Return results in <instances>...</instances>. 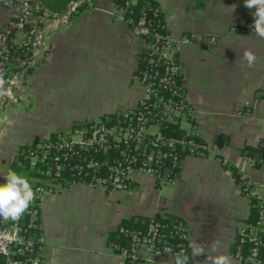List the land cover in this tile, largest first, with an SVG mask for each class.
I'll list each match as a JSON object with an SVG mask.
<instances>
[{
  "label": "crops",
  "instance_id": "crops-1",
  "mask_svg": "<svg viewBox=\"0 0 264 264\" xmlns=\"http://www.w3.org/2000/svg\"><path fill=\"white\" fill-rule=\"evenodd\" d=\"M157 1L179 43L195 110L184 127L213 144V155L184 158L176 185L159 186L145 175L129 191L75 185L45 198L42 264H124L117 249L122 244L112 243L110 233L126 221L145 225L157 214L180 219L190 243H206L207 255H228L235 264L238 231L252 221L255 197L264 204V163L251 167L243 153L264 140V39L233 31L251 23L255 10L244 0ZM31 2L40 11L47 50L35 66L18 71L15 101L0 104V184L9 170L34 180L18 167L29 147L76 124L120 114L144 94L133 79L140 42L131 27L113 18V0H80L78 12L68 7L60 14H51L41 0ZM10 14L0 7V29ZM211 37L216 43L210 44ZM249 49L257 56L251 67L243 59ZM237 176L248 179L252 196ZM190 255L191 264L207 259L192 257L191 248ZM147 264H175V258L164 254Z\"/></svg>",
  "mask_w": 264,
  "mask_h": 264
},
{
  "label": "built area",
  "instance_id": "built-area-1",
  "mask_svg": "<svg viewBox=\"0 0 264 264\" xmlns=\"http://www.w3.org/2000/svg\"><path fill=\"white\" fill-rule=\"evenodd\" d=\"M113 1V18L131 27L140 42L133 79L143 87V97L135 107L120 114L90 124H76L24 151L18 167L32 172L34 180L29 182L35 199L18 219L0 217V264L43 263L46 240L41 234V217L45 198L75 185L129 191L145 175L159 186L176 185L184 158L213 155L215 146L183 125L190 123L195 110L184 86L185 66L179 43L170 33L160 5L154 14H160L162 20L154 24L144 9L133 8L136 0ZM0 7L11 12L8 22L0 29V72L5 81V95L0 96V104H3L15 101L12 86L19 84L22 71L39 62L47 47L40 11L31 0H0ZM69 7L73 13L78 12L80 0ZM253 23L254 18L244 28L233 31L254 35ZM182 40L193 43L189 38ZM216 41V37L209 40L210 44ZM244 158L251 167L264 163L258 156L244 155ZM241 185L246 195H253L246 177H241ZM255 198L256 220L247 221L238 231L233 251L235 264H264L260 259L264 247V204ZM163 219L166 216L157 214L149 218L144 228L119 229L130 239L128 247L117 246L124 264H147L151 258L164 254L176 259L181 250L189 256L188 264H191L187 225L176 219L168 231L169 225ZM246 245L247 256L243 253Z\"/></svg>",
  "mask_w": 264,
  "mask_h": 264
},
{
  "label": "clouds",
  "instance_id": "clouds-1",
  "mask_svg": "<svg viewBox=\"0 0 264 264\" xmlns=\"http://www.w3.org/2000/svg\"><path fill=\"white\" fill-rule=\"evenodd\" d=\"M244 6L248 9H254V23L252 29L255 34L264 39V0H244ZM243 59L247 61L249 67L257 61V56L252 50H245ZM3 73L0 72V96L5 95ZM6 183L0 184V217L5 220L11 218L18 219L31 205L35 199V191L28 178L9 170L5 176ZM192 250V257L206 256L203 264H232V258L228 255H207L205 251L209 248L206 243H197L192 241L189 244ZM189 256L181 250L177 253L175 264H188Z\"/></svg>",
  "mask_w": 264,
  "mask_h": 264
},
{
  "label": "trees",
  "instance_id": "trees-1",
  "mask_svg": "<svg viewBox=\"0 0 264 264\" xmlns=\"http://www.w3.org/2000/svg\"><path fill=\"white\" fill-rule=\"evenodd\" d=\"M77 1H79V0H41V4L51 14H60V13L64 12L69 7V5L71 3L77 2ZM158 6H159V3L156 2L155 0H136V3L133 5V8L136 11H141L142 9H144L147 13L148 18L150 20H152V22L155 24L158 22V20L159 21H160V19L162 20V16L160 14H158V15L154 14V9ZM160 25L162 27V21H161V24L159 23V26ZM243 153H245V155H248L251 157L258 156L264 160V140L262 143H260L259 145L255 146V147H247L246 149L243 150ZM236 178L238 179V181H241L240 176H237ZM256 214H257L256 210H255V208H253L252 222H254L256 220V216H257ZM176 219H178V218L171 217V216H169V217L166 216V219H163V222H165L167 225H169L168 231L171 230V227L173 224H175ZM178 220H180V219H178ZM145 225L140 224V223H133L132 221H126V222H124L123 226L131 228V229H140V228H144ZM109 239L112 243L120 244V245L122 244V246H125V247H128L130 244V239L128 237L124 236L120 232V230L110 233ZM173 239L176 240L177 238L174 237ZM243 253L245 256H247L249 254V246H247V245L244 246ZM260 259L264 262V247H262L260 250ZM131 264H136V263L134 262Z\"/></svg>",
  "mask_w": 264,
  "mask_h": 264
},
{
  "label": "rangeland",
  "instance_id": "rangeland-1",
  "mask_svg": "<svg viewBox=\"0 0 264 264\" xmlns=\"http://www.w3.org/2000/svg\"><path fill=\"white\" fill-rule=\"evenodd\" d=\"M70 6V5H69ZM184 126L186 125V122H184V124H183ZM250 183V182H249ZM250 185H251V183H250ZM252 187V186H251Z\"/></svg>",
  "mask_w": 264,
  "mask_h": 264
},
{
  "label": "water",
  "instance_id": "water-1",
  "mask_svg": "<svg viewBox=\"0 0 264 264\" xmlns=\"http://www.w3.org/2000/svg\"><path fill=\"white\" fill-rule=\"evenodd\" d=\"M219 142H220V139H219ZM218 145L220 146V143H218Z\"/></svg>",
  "mask_w": 264,
  "mask_h": 264
}]
</instances>
